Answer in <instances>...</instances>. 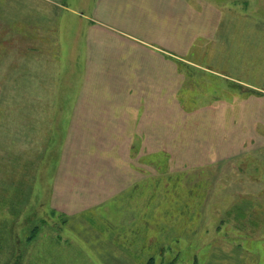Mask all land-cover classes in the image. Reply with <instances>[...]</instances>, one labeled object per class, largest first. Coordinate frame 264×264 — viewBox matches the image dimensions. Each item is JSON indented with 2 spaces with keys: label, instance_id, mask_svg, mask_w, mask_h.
Here are the masks:
<instances>
[{
  "label": "rangeland",
  "instance_id": "rangeland-1",
  "mask_svg": "<svg viewBox=\"0 0 264 264\" xmlns=\"http://www.w3.org/2000/svg\"><path fill=\"white\" fill-rule=\"evenodd\" d=\"M0 264H264V0H0Z\"/></svg>",
  "mask_w": 264,
  "mask_h": 264
},
{
  "label": "crops",
  "instance_id": "crops-1",
  "mask_svg": "<svg viewBox=\"0 0 264 264\" xmlns=\"http://www.w3.org/2000/svg\"><path fill=\"white\" fill-rule=\"evenodd\" d=\"M74 14L77 15V13H74ZM82 16H83V14L81 15V17ZM83 17L85 18V16H83ZM214 72H216V71H214ZM221 73H223V72H221ZM219 74H218V72H216V75H219ZM229 76L231 77V75H229ZM226 78L230 79L228 77H226ZM231 78H233V77H231ZM101 93H97V94H99L98 98H97L98 104L94 105V106L87 105V103H86L87 97H85V100H86L85 101V103H86L85 104V116H90L89 118L85 117V140H86V137H88L89 139L94 140L98 144L95 147V151H93V153H94L93 161H96V163H98V159L100 157L103 158L102 163L105 162L107 159L109 160V158L106 157V153H107L106 152L107 151L106 145H107V142H112L114 144V146H123L124 145V147L126 148V154L121 153V150H119V153L121 155H125L124 157L129 159V161L123 159V157L119 161L121 163L122 162L130 163L131 159H132L131 158V148H132V146L137 145L138 137H137V133L135 134V136L133 138L130 137V135L128 136L127 133L131 129V127H136V129H137L138 109H137V107L132 106L130 104V102L133 100L130 97H125V96L120 97V101L117 102L118 106H115V107H106L105 103L107 101H103L101 104H99L100 99L103 98V100H105L106 97H108V96H105V92H101ZM94 99H96V98L94 97ZM111 108L114 109L115 111L113 112V110H111ZM75 111L76 110H74V113L72 111V113L75 114ZM95 117H97V118H95ZM88 120L99 122V125H97L96 128H94L89 123H86V121H88ZM113 123H114V126L117 127V129L121 130V133L124 132L123 134H121V136H116V135L114 136L113 135L112 132H114V129L111 130ZM131 123H133L134 126H131L132 125ZM90 126H91V128H90ZM95 142H94V144H95ZM89 155H92V154H87V158H85V159L90 160ZM95 157H97V160H95ZM110 163H111V161H110ZM97 172H99V171H97ZM125 172L128 173V171H125ZM85 179H87L90 182L87 185V187H90L89 185H92L90 179L91 180L98 179V174L95 173L94 178H90L88 176H85ZM124 179H126V178H124ZM59 192L60 193H58V194L60 197L63 193H62V190H60V189H59ZM89 194L91 195V192H89L85 196V202L88 204L91 202V196Z\"/></svg>",
  "mask_w": 264,
  "mask_h": 264
},
{
  "label": "trees",
  "instance_id": "trees-1",
  "mask_svg": "<svg viewBox=\"0 0 264 264\" xmlns=\"http://www.w3.org/2000/svg\"><path fill=\"white\" fill-rule=\"evenodd\" d=\"M182 74L184 75L185 74V71H182ZM223 88L225 89L224 86H220V89L219 90H222Z\"/></svg>",
  "mask_w": 264,
  "mask_h": 264
}]
</instances>
